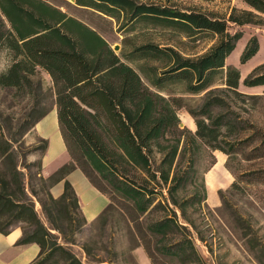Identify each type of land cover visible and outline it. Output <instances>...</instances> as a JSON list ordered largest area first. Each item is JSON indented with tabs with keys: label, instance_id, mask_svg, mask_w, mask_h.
I'll return each instance as SVG.
<instances>
[{
	"label": "trees",
	"instance_id": "obj_1",
	"mask_svg": "<svg viewBox=\"0 0 264 264\" xmlns=\"http://www.w3.org/2000/svg\"><path fill=\"white\" fill-rule=\"evenodd\" d=\"M241 1L247 7L233 5L225 16L138 0H74L114 18L119 30L137 22L173 33L162 42L148 38L129 51L121 48L124 58L143 60L137 66L156 88L151 89L99 32L59 6L47 0H0V47L8 54V62L0 70V88L28 101L19 117L13 111L8 113V137L0 123V232L18 225L22 231L18 243L38 244V253L28 264H89L59 242L37 216L26 193L25 172L18 166L13 142H20L52 107L70 159L43 175L41 156L47 139L35 136L32 142L38 144L27 150L39 151L31 164L40 183L37 190L31 187L30 191L40 193L37 200L52 228L69 241L58 219L72 225V214H76V230L86 223L66 179L77 167L109 200L93 220L105 211L116 191L128 206L130 220L151 261L155 251L182 263L206 264L192 231L208 250L211 246L191 213L203 214L208 207L204 173L216 161L214 150L226 154L224 166L234 176L228 188L218 189L220 202L225 192L239 187L241 176L247 183L264 184V164L260 163L264 162V61L242 79L246 86H263L257 93L240 90L238 66L225 63L242 35L240 29L230 31V25L264 21V0ZM206 34L215 39L205 50L187 51L186 41ZM258 47L257 37L250 36L240 62ZM41 70L49 76L48 87L39 76ZM173 83L182 85L181 93L169 91ZM201 92L195 105L183 95ZM180 107L192 117L194 129L179 124ZM245 162L259 165L248 168ZM62 179V192L53 196L50 187ZM153 207L162 208V214L143 222L140 217ZM177 228L181 236L165 242Z\"/></svg>",
	"mask_w": 264,
	"mask_h": 264
},
{
	"label": "rangeland",
	"instance_id": "obj_2",
	"mask_svg": "<svg viewBox=\"0 0 264 264\" xmlns=\"http://www.w3.org/2000/svg\"><path fill=\"white\" fill-rule=\"evenodd\" d=\"M50 3L59 6L66 13L87 23L89 26L99 32L103 38L111 45L118 44L119 47L114 49L123 60L131 64L140 74L144 83L151 89H156L137 66L143 62L142 59L131 61L124 58L121 54L122 50L129 51L135 44L151 38L153 41H161L165 36H174L168 30L143 26L142 23H134L131 28L119 30V23L112 17L98 12L90 7L82 6L74 2V0H47ZM145 2H156L161 4L175 5L180 8H195L205 12L214 14H224L229 12L234 5L237 7H247L241 0H138ZM240 29L242 35L236 41L232 51L226 56L225 63H231L238 66L240 71L239 89L249 93L260 92L263 86H246L242 83L243 77L249 70L264 61V21L263 23H244L241 25H230L229 30L234 31ZM256 36L259 42L258 50L245 62H240V53L250 36ZM126 37L125 46L123 39ZM1 38V37H0ZM128 38V39H127ZM186 41L187 37L181 36ZM215 38L210 34L202 35L194 41L188 40L184 45L189 48L187 51L200 53L205 50ZM1 44V43H0ZM162 44V43H160ZM8 62V54L4 48L0 47V70L5 67ZM39 76L42 78L45 87L50 85L49 76L40 71ZM182 85L179 83L170 84L168 89L174 94L181 93ZM203 92L198 94H186L187 101L191 105H195L200 101ZM28 101L27 98L14 95L13 91L8 88H0V123L4 136L8 137V113H14L19 117L23 114ZM180 121L186 126L194 128V122L190 114L184 107L177 109ZM54 114V113H53ZM183 124V125H184ZM16 125L14 122L13 128ZM32 133L21 137V141H15V149L18 151V166L25 172V189L28 197L33 201L34 209L37 216L43 224L50 228L51 232L57 235V240L67 245L75 255L83 262L89 264H187L178 261L175 257L160 254L154 251L155 257L153 261L145 253L140 239L136 233L134 223L130 220L128 206L123 199L120 198L118 192L113 191L110 197V203L101 216L95 220L84 223L79 229H74L77 215L72 214L74 219L72 225H68L67 221L62 217L58 219V223L64 228V240L62 234L52 228V224L40 208L37 196L32 194L30 188L38 189L39 180L35 175V165L31 162L37 160L38 150L27 152L32 144H38V141H30ZM214 150L215 158L217 152ZM24 153V155H22ZM226 157L224 158L225 161ZM223 161V166H224ZM60 163V162H59ZM264 164V162H260ZM245 166L253 168L259 163L245 162ZM53 164H51L52 166ZM1 166V163H0ZM220 165L217 166L219 168ZM225 167V166H224ZM216 168V169H217ZM215 169V170H216ZM205 174V173H204ZM231 174V173H230ZM219 177V178H218ZM238 181L239 187L232 188L225 192L223 203L218 198V189L222 190L229 187L230 182L234 179L231 174V181L227 185L216 187L215 182L220 176L210 175L208 178V186L213 191L207 193L206 204L208 207L203 208L201 212L193 211L191 216L197 224V227L203 232L206 242L211 246V250L207 249L205 241L200 240L194 231H192L193 242L198 251L204 256L206 264H264V184L263 183H247L243 181L244 177H240ZM102 183L111 192V187L105 182ZM158 198L155 199L157 201ZM154 201V202H155ZM215 202V203H213ZM162 214V208L153 207L144 213L140 218L143 222L147 220H155ZM241 217H240V216ZM56 220V219H55ZM180 221L183 222L180 218ZM20 225L28 226L26 222L18 221ZM73 228V229H72ZM175 234H171L165 242H174L175 237L181 236V230L175 229ZM154 242L153 244H156ZM157 243V245H161ZM202 264L201 261L190 264Z\"/></svg>",
	"mask_w": 264,
	"mask_h": 264
},
{
	"label": "crops",
	"instance_id": "obj_3",
	"mask_svg": "<svg viewBox=\"0 0 264 264\" xmlns=\"http://www.w3.org/2000/svg\"><path fill=\"white\" fill-rule=\"evenodd\" d=\"M29 133H32V139L30 141L34 140L37 135L46 138L48 141L46 150L41 156V170L43 175L51 173L58 166L70 159L58 128L54 107L36 121L34 126L26 133V136ZM225 157V153L218 151L216 161L205 172L204 180L207 193L213 191L208 186V178L210 175L220 176V179L215 182L216 187L227 185L231 181L230 172L223 166ZM51 164L53 165L51 166ZM218 165H220L219 168H217ZM66 179L71 183L78 197V202L86 222L92 221L108 203V197L98 190L88 180L82 170L77 167L66 174ZM62 190L63 179L55 182L50 187V192L53 196L59 195ZM21 234L22 231L18 225L13 226L6 233L0 232V264H28L36 257L39 250L38 244L36 242L18 243L17 241Z\"/></svg>",
	"mask_w": 264,
	"mask_h": 264
},
{
	"label": "water",
	"instance_id": "obj_4",
	"mask_svg": "<svg viewBox=\"0 0 264 264\" xmlns=\"http://www.w3.org/2000/svg\"><path fill=\"white\" fill-rule=\"evenodd\" d=\"M118 47H119L118 44H114V45L112 46L113 49H117ZM179 124H180V125H183L184 123H183L182 121H180Z\"/></svg>",
	"mask_w": 264,
	"mask_h": 264
},
{
	"label": "bare ground",
	"instance_id": "obj_5",
	"mask_svg": "<svg viewBox=\"0 0 264 264\" xmlns=\"http://www.w3.org/2000/svg\"><path fill=\"white\" fill-rule=\"evenodd\" d=\"M219 178V177H218Z\"/></svg>",
	"mask_w": 264,
	"mask_h": 264
}]
</instances>
